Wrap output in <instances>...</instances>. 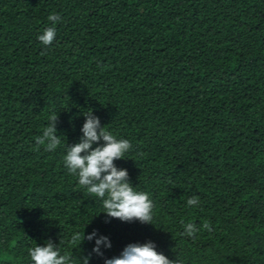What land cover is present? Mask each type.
I'll list each match as a JSON object with an SVG mask.
<instances>
[{
    "label": "trees",
    "instance_id": "trees-1",
    "mask_svg": "<svg viewBox=\"0 0 264 264\" xmlns=\"http://www.w3.org/2000/svg\"><path fill=\"white\" fill-rule=\"evenodd\" d=\"M90 110L131 142L114 163L153 224L108 218L64 167ZM52 112L61 145L45 151ZM94 230L102 256L72 241ZM49 240L72 264L146 241L182 264H264V0H0V264Z\"/></svg>",
    "mask_w": 264,
    "mask_h": 264
},
{
    "label": "clouds",
    "instance_id": "clouds-1",
    "mask_svg": "<svg viewBox=\"0 0 264 264\" xmlns=\"http://www.w3.org/2000/svg\"><path fill=\"white\" fill-rule=\"evenodd\" d=\"M48 20L53 24L59 22L61 17L52 13ZM56 38L55 27H48L39 35V41L47 49ZM46 54L44 52L41 53ZM85 120L81 127L82 136L79 142L66 146L64 167L68 173L78 177L81 187L87 189L89 195H94L102 200L104 213L108 218L119 219L122 222L138 221L142 224H153L154 204L146 192L134 190L129 182L126 169L118 168L114 161L125 159L126 153L132 149V144L127 139H117L112 133L101 126L100 120L93 115L92 110L84 113ZM58 114L52 112L48 117V126L43 129L42 135L36 137L37 146H44L45 151H55L61 145L60 136L57 135L56 122ZM103 141L101 144L100 142ZM96 145L93 147V145ZM189 207L199 205L198 197H190L187 200ZM106 222L107 219H106ZM182 235L195 239V234L201 229L194 223L181 222ZM202 229L212 231L209 222L205 221ZM95 239L92 251L102 256L101 246L110 248L108 237L99 235L96 231L87 235L77 232L73 237V243L78 246L84 241ZM29 256L33 264H72V258L67 254H61L57 244L48 241L44 245H36L29 249ZM89 257H82L83 264H88ZM104 264H182L179 260H170L163 253L156 250L152 241L144 243H129L121 251L119 256L105 258Z\"/></svg>",
    "mask_w": 264,
    "mask_h": 264
}]
</instances>
